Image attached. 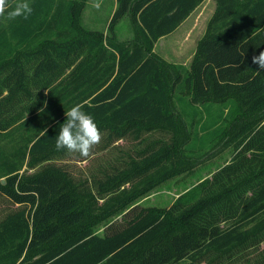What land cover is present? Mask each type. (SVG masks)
<instances>
[{
  "label": "trees",
  "instance_id": "16d2710c",
  "mask_svg": "<svg viewBox=\"0 0 264 264\" xmlns=\"http://www.w3.org/2000/svg\"><path fill=\"white\" fill-rule=\"evenodd\" d=\"M203 1L117 0L105 32L83 24L85 0H33L25 21L36 27H10L24 30L26 44L0 58L9 89L0 108L20 109L0 122V193L18 205L0 219V264H227L264 242V70L252 63L264 51V0H216L190 67L154 51ZM127 15L133 36L119 41ZM77 103L94 115L102 148L123 139L138 146L124 167L93 181L57 161L90 157L55 146ZM214 106L219 120H232L202 138L186 114L202 119ZM155 132L167 138L151 139ZM199 146L210 149L198 154ZM229 146L233 158L170 206L138 204ZM240 264H264V254Z\"/></svg>",
  "mask_w": 264,
  "mask_h": 264
},
{
  "label": "rangeland",
  "instance_id": "374dc122",
  "mask_svg": "<svg viewBox=\"0 0 264 264\" xmlns=\"http://www.w3.org/2000/svg\"><path fill=\"white\" fill-rule=\"evenodd\" d=\"M79 1L82 0H78V2ZM96 4L100 5L99 8L95 7ZM83 8L81 17L83 24L86 25L87 28L103 30L106 32L112 17V0H85ZM214 10L215 0H209L204 9L200 10L198 13H194L192 17L173 34L159 38L155 44L154 51L170 63L183 64L190 67L200 40L199 38L205 31L208 19ZM116 31L119 41L130 39L133 36V23L128 15L118 23ZM11 49L13 51L8 53ZM22 50H24V47L21 45L17 46V44H15L8 46L7 49H0V58L3 57L2 61L12 59L22 52ZM21 57L23 59V67L27 68L29 66L26 64L27 59H29L28 55L23 52ZM69 72L70 70L67 71V74ZM65 78L69 79V76L67 75ZM45 93H47V90H45ZM195 108H197V106H195ZM221 111L222 109L214 106L202 119L199 116L197 117V115L194 116L192 113L187 112L186 119L189 123L192 121L195 122L196 130L200 132L203 138L214 132L219 124L227 126L232 120L231 118L225 119V117H223L222 120H219ZM204 123H207V126H210L211 124H213V126L208 129H203ZM161 136L167 138L166 134L155 132L151 135V139H156ZM218 138L219 137H217L216 140H218ZM101 142L102 140L100 143ZM100 143L94 146L92 149L93 154H90V157L86 160H79V155L75 156L70 154L66 156L65 159L57 161H60L61 164H66L64 162H68L67 164L69 165V168L77 179L84 180L90 178L91 181H93L94 178L102 177L105 171L115 172L117 169L124 167L128 159H130V155H135L138 148V146L130 139L117 141L114 145L107 146L106 148H102ZM211 146L212 144H210V147ZM208 147L203 151L201 150V146H199L197 153L207 151L210 149V147ZM221 149L222 148L219 150L215 149V153L217 154L211 157V159L201 162L192 169H186L181 175L166 181L150 192L146 197L140 199L138 204L145 207L154 206L160 208L170 206L180 194L193 188L205 178L210 177L214 172L226 165L235 155V149L233 146ZM16 208H18L17 204L12 203L7 197L0 193V219H2L6 213ZM121 219L122 215L110 217L108 220L102 221L96 226L95 230L97 233L103 234L108 222L113 221L119 223L121 222ZM246 254L239 259H236L238 261H230L227 264L247 263L248 260L255 261L261 259L264 254V242L258 248L248 250ZM187 263L188 261L180 262V264Z\"/></svg>",
  "mask_w": 264,
  "mask_h": 264
},
{
  "label": "clouds",
  "instance_id": "9594fccd",
  "mask_svg": "<svg viewBox=\"0 0 264 264\" xmlns=\"http://www.w3.org/2000/svg\"><path fill=\"white\" fill-rule=\"evenodd\" d=\"M99 4L95 7L99 8ZM11 7V11L8 9ZM33 11L28 0H15L14 6H10L8 0H0V17L5 16L9 20L23 17L27 19ZM252 63L258 66V70H264V51L253 55ZM66 119L60 125L56 136V149H66L68 152H77L82 157H88L94 146L100 143L103 138L100 127L95 121L92 113L84 111V104L77 103L65 111ZM42 135L47 134L45 128Z\"/></svg>",
  "mask_w": 264,
  "mask_h": 264
},
{
  "label": "crops",
  "instance_id": "0c3cea01",
  "mask_svg": "<svg viewBox=\"0 0 264 264\" xmlns=\"http://www.w3.org/2000/svg\"><path fill=\"white\" fill-rule=\"evenodd\" d=\"M208 1L209 0H204L201 4H199L196 7V9L189 15V17L187 19H185V21H183L176 30H178L187 20H189L194 13H196V12L198 13L200 10L204 9L205 6H206V4L208 3ZM28 2L30 3V5L32 7L33 0H28ZM116 6H117V0H112V11L111 12H114ZM216 6H217V4H216V0H215V10H216ZM215 10L212 12L210 18L208 19V24H209V21H210L211 17L213 16ZM25 20L26 19H24V21H19L18 23H15L13 20H9L7 18V12H6L5 13V16H3L2 18H0V30H1V28H4L6 30V32H4V31H1L0 32V44H4V45H8V46L15 45V44H22V43L23 44H26V42H25L26 39H25L24 33H23L24 30L22 31V33H21V31H17L20 34L19 36L15 35L13 33V31L10 30V27H12V28L18 27L20 29H23L24 27H36V23L35 22L25 21ZM208 24H207V27H208ZM207 27H206L205 31L203 32V34L200 36L199 39H201L205 35L206 30H207ZM175 31H173L172 33H170L168 35L173 34ZM165 36H167V35H165ZM165 36H163V37H165ZM18 40H19V43H18ZM39 41L40 40H38V42ZM29 42H32V41L30 40ZM4 56H11V55H4ZM6 74H7L6 72H3V74L0 72V93H2V95L0 96V99L9 92L8 87L4 86L2 84V80H1V77H3V75H6ZM19 111H20V109H19L18 106L15 109H13L10 106V103L7 105V108L6 109L0 108V122H3L4 121L3 119H5V118L11 119L14 114H16L18 116L19 115ZM19 121H20V119L18 118L17 121H16V123H13V126L14 125H18L19 124ZM1 140H2V138H1ZM5 141L6 140H4V142ZM12 148H13L12 147V143L9 142L8 143L7 150H10Z\"/></svg>",
  "mask_w": 264,
  "mask_h": 264
},
{
  "label": "water",
  "instance_id": "95a60500",
  "mask_svg": "<svg viewBox=\"0 0 264 264\" xmlns=\"http://www.w3.org/2000/svg\"><path fill=\"white\" fill-rule=\"evenodd\" d=\"M2 181H3V182H5V180H4V179H3Z\"/></svg>",
  "mask_w": 264,
  "mask_h": 264
}]
</instances>
